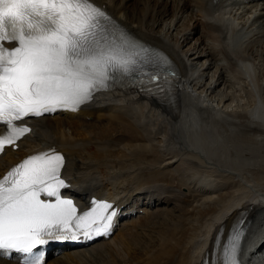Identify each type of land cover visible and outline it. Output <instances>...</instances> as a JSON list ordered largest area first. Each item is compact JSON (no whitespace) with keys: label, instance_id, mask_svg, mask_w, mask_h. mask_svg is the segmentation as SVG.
<instances>
[{"label":"bare ground","instance_id":"obj_1","mask_svg":"<svg viewBox=\"0 0 264 264\" xmlns=\"http://www.w3.org/2000/svg\"><path fill=\"white\" fill-rule=\"evenodd\" d=\"M95 3L181 77L173 110L101 90L76 111L26 120L32 131L0 155L2 177L55 149L64 198L117 208L111 239L57 248L69 251L49 264H222L244 218L238 260L264 264V0Z\"/></svg>","mask_w":264,"mask_h":264},{"label":"snow or ice","instance_id":"obj_2","mask_svg":"<svg viewBox=\"0 0 264 264\" xmlns=\"http://www.w3.org/2000/svg\"><path fill=\"white\" fill-rule=\"evenodd\" d=\"M167 66L165 56L117 25L95 0H0V125L7 128L0 153L32 131L27 118L76 111L123 78L149 93L166 92ZM64 162L52 149L0 178V255L45 264L43 249L51 241L111 233L116 206L93 200L89 211L78 213L62 195ZM243 236L237 228L222 264H240Z\"/></svg>","mask_w":264,"mask_h":264},{"label":"rangeland","instance_id":"obj_3","mask_svg":"<svg viewBox=\"0 0 264 264\" xmlns=\"http://www.w3.org/2000/svg\"><path fill=\"white\" fill-rule=\"evenodd\" d=\"M132 2V1H131ZM131 5H133V3H131ZM169 10H171V8H169ZM198 38V36H195L194 37V40L192 41V43L196 40ZM185 50H186V48H185ZM90 121V120H89ZM235 153L233 152V155H234ZM198 175V174H197ZM195 177V176H194ZM198 177H200V176H197V177H195L196 179L198 178ZM184 192V191H183ZM184 193H186V191L184 192ZM139 252H140V256H144L143 254L144 253H141V251L140 250H138Z\"/></svg>","mask_w":264,"mask_h":264}]
</instances>
